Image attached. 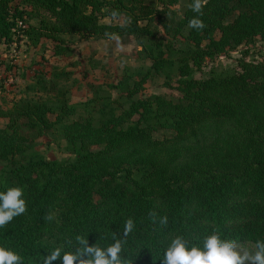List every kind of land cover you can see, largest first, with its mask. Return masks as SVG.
I'll use <instances>...</instances> for the list:
<instances>
[{
  "label": "trees",
  "instance_id": "16d2710c",
  "mask_svg": "<svg viewBox=\"0 0 264 264\" xmlns=\"http://www.w3.org/2000/svg\"><path fill=\"white\" fill-rule=\"evenodd\" d=\"M191 3L0 0L5 44L46 38L62 57L71 51L64 36L115 33L134 37L139 60L149 62L116 84L88 83L92 96L76 103L67 71H38L27 95L0 111L8 119L0 127V192L20 187L27 203L0 228V246L23 264H42L57 246L73 251L77 235L107 247L129 218L135 228L121 255L131 264H161L175 236L189 247H202L214 231L264 240V60L195 76L206 59L264 40V0H207L202 30L188 26L197 15ZM34 17L39 27L27 25ZM157 78L177 94L144 96ZM54 132L69 158L47 160L38 150V140ZM50 210L54 219L46 221ZM151 211L166 215L167 226L153 225Z\"/></svg>",
  "mask_w": 264,
  "mask_h": 264
},
{
  "label": "rangeland",
  "instance_id": "374dc122",
  "mask_svg": "<svg viewBox=\"0 0 264 264\" xmlns=\"http://www.w3.org/2000/svg\"><path fill=\"white\" fill-rule=\"evenodd\" d=\"M174 9L177 11L181 8ZM39 23L40 20L34 17L29 19L27 25L39 27ZM114 23L123 24L124 21L120 19ZM120 38L123 47H117L109 39L64 36L62 39L71 51L70 55L62 57L53 56L56 44L50 39L41 38L37 41L35 38L21 36L16 37L17 43L11 46L0 41V111L12 109L17 101L27 95L28 87L38 78V71L47 76L55 67L67 71L70 80L65 85L71 89L72 103H76L92 96L88 83L99 82L106 86L116 84L126 72L149 64L139 60L137 52L140 48L134 37ZM263 60L264 40L258 37L212 60L206 59L201 69H195V76L204 78L211 70H236L244 61ZM164 82L162 78L148 81L143 95H176V90L165 87ZM112 94L117 97V92ZM7 123L8 119L0 118V127H5ZM66 147L67 143L54 132L41 137L37 148L47 160H63L69 158Z\"/></svg>",
  "mask_w": 264,
  "mask_h": 264
},
{
  "label": "clouds",
  "instance_id": "9594fccd",
  "mask_svg": "<svg viewBox=\"0 0 264 264\" xmlns=\"http://www.w3.org/2000/svg\"><path fill=\"white\" fill-rule=\"evenodd\" d=\"M206 2L207 0H192L189 7L197 15L189 21L190 28L202 30L205 27L200 17L204 14ZM113 16H116V13H113ZM105 36L114 41L117 47H123L119 35L105 33ZM23 195V189L20 187L0 192V228L27 211ZM53 219L50 210L45 220ZM149 219L153 225L165 227L168 224V217L166 215L161 217L155 211L149 212ZM134 228V220L129 218L121 234L107 247H101L98 243L90 246L88 238L77 235L73 251H64L63 246H57L43 257L42 264H54L55 261H62V264H131V261L122 257L121 253L124 252V246ZM160 261L161 264H264V240H257L255 243L230 240L222 238L218 231H214L204 238L202 247H189L188 240L182 236H175L164 250ZM0 264H23V260L16 252L0 246Z\"/></svg>",
  "mask_w": 264,
  "mask_h": 264
}]
</instances>
